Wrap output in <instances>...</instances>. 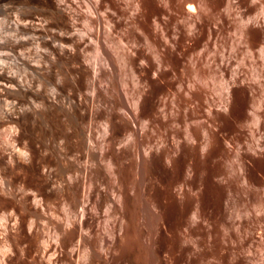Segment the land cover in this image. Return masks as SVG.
<instances>
[{"label": "bare ground", "instance_id": "6f19581e", "mask_svg": "<svg viewBox=\"0 0 264 264\" xmlns=\"http://www.w3.org/2000/svg\"><path fill=\"white\" fill-rule=\"evenodd\" d=\"M0 13V264H190L207 152L234 150L243 169L264 144V0H0ZM236 84L247 146L217 123Z\"/></svg>", "mask_w": 264, "mask_h": 264}, {"label": "rangeland", "instance_id": "374dc122", "mask_svg": "<svg viewBox=\"0 0 264 264\" xmlns=\"http://www.w3.org/2000/svg\"><path fill=\"white\" fill-rule=\"evenodd\" d=\"M0 30H6L2 13ZM233 36L230 31L228 37ZM224 48L227 55L234 54L228 42ZM241 56L240 50L235 52L231 68ZM209 84L210 96H218L223 88L219 77ZM240 89L241 84L234 85L231 106L220 110L217 123L231 144L240 140L247 146L254 140L243 119L246 97ZM260 134L263 129L256 136ZM246 155L241 169L234 150L219 153L212 148L197 171L201 212L191 225L190 264H264V144L247 148ZM165 213L177 225L180 208L175 201L166 202Z\"/></svg>", "mask_w": 264, "mask_h": 264}]
</instances>
